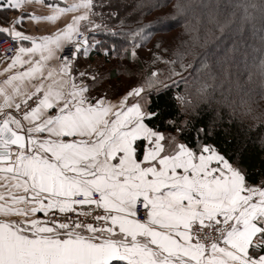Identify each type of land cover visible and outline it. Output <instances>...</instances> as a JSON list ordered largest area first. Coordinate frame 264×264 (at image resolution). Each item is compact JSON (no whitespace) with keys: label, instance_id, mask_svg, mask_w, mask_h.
Wrapping results in <instances>:
<instances>
[{"label":"snow or ice","instance_id":"obj_1","mask_svg":"<svg viewBox=\"0 0 264 264\" xmlns=\"http://www.w3.org/2000/svg\"><path fill=\"white\" fill-rule=\"evenodd\" d=\"M199 7L211 47L191 0H0V264H264V0Z\"/></svg>","mask_w":264,"mask_h":264},{"label":"trees","instance_id":"obj_2","mask_svg":"<svg viewBox=\"0 0 264 264\" xmlns=\"http://www.w3.org/2000/svg\"><path fill=\"white\" fill-rule=\"evenodd\" d=\"M115 2V0H113ZM129 2H133V0H129ZM208 0H191V3L194 6V12L193 15L189 17V20L192 23H197L198 20L203 19V23L200 25L201 27V34H208L209 39V47H211V44L214 43L212 40V36L210 34V30L212 29V24L208 23L206 18H202L201 8L199 7L202 3H207ZM215 2V0H214ZM223 2V0H221ZM103 11L107 12L109 11L108 8H104ZM153 17L150 16L148 19H152ZM183 25H176L175 27L171 29H163L161 31H158L154 34L153 40H160L164 43H174L178 36L182 33ZM2 37V36H0ZM246 39L248 40L249 44L253 43V39L251 37V33L249 32L246 36ZM151 47V42L148 45ZM96 57H92L91 63L96 61ZM219 79L223 81V88L228 89L229 87H235V73L233 72V75L231 77V81H229L226 78L225 73L220 72L219 73ZM180 91L183 92L184 85H179ZM176 89H173V92H175ZM157 103H160L162 107H167L172 103V101L169 99L168 96H161L155 98ZM215 116V111L213 108H208L206 106H202L201 109V117L205 121L212 120ZM216 132L218 133V138L222 140L230 141L233 146L239 145L248 160L249 163V171L252 174L253 177H256V171L255 169L259 167V139H258V133L253 131L250 134H247V122L245 124H240L237 121H234L231 125L227 123H221L218 122V126L216 128Z\"/></svg>","mask_w":264,"mask_h":264},{"label":"crops","instance_id":"obj_3","mask_svg":"<svg viewBox=\"0 0 264 264\" xmlns=\"http://www.w3.org/2000/svg\"><path fill=\"white\" fill-rule=\"evenodd\" d=\"M28 11H31V9H28ZM36 11L39 12V11H41V9H39V7H37ZM0 15H4V14H0ZM6 15L15 17L17 14L15 12H9ZM24 27H25V30L27 32H29L30 34H39L36 31L37 25L33 21H26Z\"/></svg>","mask_w":264,"mask_h":264},{"label":"built area","instance_id":"obj_4","mask_svg":"<svg viewBox=\"0 0 264 264\" xmlns=\"http://www.w3.org/2000/svg\"><path fill=\"white\" fill-rule=\"evenodd\" d=\"M13 47L14 45L10 41L3 37L0 38V56H3L5 53L10 55Z\"/></svg>","mask_w":264,"mask_h":264},{"label":"rangeland","instance_id":"obj_5","mask_svg":"<svg viewBox=\"0 0 264 264\" xmlns=\"http://www.w3.org/2000/svg\"><path fill=\"white\" fill-rule=\"evenodd\" d=\"M1 38V37H0ZM92 64H95V62H92ZM106 87H107V85H106Z\"/></svg>","mask_w":264,"mask_h":264}]
</instances>
